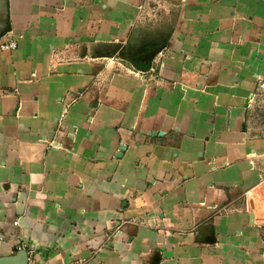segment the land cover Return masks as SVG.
<instances>
[{
  "label": "crops",
  "instance_id": "obj_1",
  "mask_svg": "<svg viewBox=\"0 0 264 264\" xmlns=\"http://www.w3.org/2000/svg\"><path fill=\"white\" fill-rule=\"evenodd\" d=\"M261 80L264 0H0V257L264 264Z\"/></svg>",
  "mask_w": 264,
  "mask_h": 264
},
{
  "label": "rangeland",
  "instance_id": "obj_2",
  "mask_svg": "<svg viewBox=\"0 0 264 264\" xmlns=\"http://www.w3.org/2000/svg\"><path fill=\"white\" fill-rule=\"evenodd\" d=\"M113 56H116V58H118L119 60H122L123 59L122 57L126 56V55L120 54V53H114ZM123 60H125V59H123ZM126 62H128V61H126ZM128 63H130V62H128ZM135 72H137V70H135ZM138 73L139 72H137V74ZM248 118H249V123L252 126V131L256 135L264 136V80H261L254 90V93L252 95V100L250 103ZM259 164H260V172L262 174V177L264 178V157L262 159H260ZM120 232H121L120 230L114 231L113 236L120 234ZM106 236H108V235H106ZM102 248L103 247L100 246V247H97L96 249L100 250ZM85 260H87V259H85ZM83 261H84V259H83Z\"/></svg>",
  "mask_w": 264,
  "mask_h": 264
},
{
  "label": "water",
  "instance_id": "obj_3",
  "mask_svg": "<svg viewBox=\"0 0 264 264\" xmlns=\"http://www.w3.org/2000/svg\"><path fill=\"white\" fill-rule=\"evenodd\" d=\"M155 55L149 56L147 59L132 58L123 56L122 58L130 62L134 68L139 71L148 72L152 68V62ZM28 263V251L22 249L18 253L9 256L0 257V264H27Z\"/></svg>",
  "mask_w": 264,
  "mask_h": 264
},
{
  "label": "built area",
  "instance_id": "obj_4",
  "mask_svg": "<svg viewBox=\"0 0 264 264\" xmlns=\"http://www.w3.org/2000/svg\"><path fill=\"white\" fill-rule=\"evenodd\" d=\"M18 47V43L16 40L12 39V40H9L7 42H4L1 44V48L4 49V50H14ZM92 119V118H91ZM52 146L54 147H58L56 145V143H51ZM15 223L17 224L18 221H15ZM34 249H30L28 250V263L27 264H38L33 255H34ZM70 264H77V263H70Z\"/></svg>",
  "mask_w": 264,
  "mask_h": 264
}]
</instances>
